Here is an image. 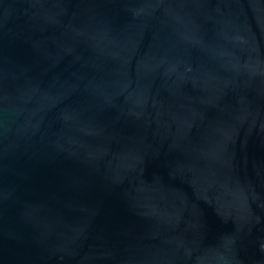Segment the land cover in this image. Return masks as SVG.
I'll use <instances>...</instances> for the list:
<instances>
[{
    "label": "water",
    "instance_id": "water-1",
    "mask_svg": "<svg viewBox=\"0 0 264 264\" xmlns=\"http://www.w3.org/2000/svg\"><path fill=\"white\" fill-rule=\"evenodd\" d=\"M0 264H264V0H0Z\"/></svg>",
    "mask_w": 264,
    "mask_h": 264
}]
</instances>
